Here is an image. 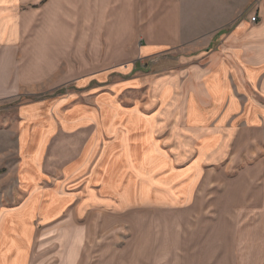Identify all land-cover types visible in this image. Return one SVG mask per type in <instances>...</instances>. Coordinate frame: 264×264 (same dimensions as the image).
Here are the masks:
<instances>
[{"label":"crops","instance_id":"0c3cea01","mask_svg":"<svg viewBox=\"0 0 264 264\" xmlns=\"http://www.w3.org/2000/svg\"><path fill=\"white\" fill-rule=\"evenodd\" d=\"M136 1L0 0V102L18 101L0 116V264H264V0ZM72 21L111 29L112 65L22 101L71 82L54 35ZM168 46L174 68L149 73ZM136 205L120 244L98 221Z\"/></svg>","mask_w":264,"mask_h":264},{"label":"rangeland","instance_id":"374dc122","mask_svg":"<svg viewBox=\"0 0 264 264\" xmlns=\"http://www.w3.org/2000/svg\"><path fill=\"white\" fill-rule=\"evenodd\" d=\"M71 4L77 3L78 0H70ZM105 2V0H104ZM119 4H125L126 0H118ZM137 1L135 0V3ZM254 2L248 4L247 11L245 12L246 16L251 14V9ZM73 14V13H72ZM121 16V10L119 11ZM139 14L136 11V15ZM257 18V16H255ZM257 21V19H256ZM255 21V22H256ZM70 23L68 27L64 29H55L54 41H55V53L56 57L61 59H56L57 64V73L62 74L63 72L70 71L71 82L66 83L65 85H60L53 90H46L47 86L44 85L43 87L40 86V90L35 93H27L21 96V100H30V99H37L42 97H58L62 96L64 93H68L70 91L76 90V86L74 84V79L79 78L83 74L86 73H93L99 72L101 70H106V68L112 65V60L107 59L110 52H113L114 49L119 47L118 43H115V39L113 38L112 41H108L105 37L106 32H109L111 29L103 27V28H96V27H87L86 29L79 28V24ZM119 23H122V20L119 19ZM115 31V29H113ZM57 32H59L57 34ZM100 33H102V42L96 43V38L100 37ZM117 34L119 36L129 37L131 42L129 46H134L135 48L140 47L142 44L145 43L142 30L141 28H135L133 33L130 31L129 33L126 32L125 28L117 29ZM116 34V35H117ZM119 39V38H118ZM100 41V40H99ZM102 48V50H101ZM164 53H160L156 55L154 58L147 59L144 61L146 63V69L149 73L157 75L160 69H164L166 67L174 68L176 60V54H168L172 51V47L164 48ZM184 50H189V47ZM101 52V53H100ZM123 62L122 65L115 66L118 68L123 67L126 65L127 61H120ZM43 88V89H41ZM18 101H10V102H0V116H10L15 117L17 115V105ZM170 145V144H169ZM4 173L5 169L0 167V184H4ZM149 209H144L142 206H134L133 208H124L119 209L117 213H114L110 216H104L98 222L100 226L103 227H114L120 228L123 231L120 232L119 235V243L122 244L126 241V229L127 228H142L143 226V213L148 211ZM152 212L156 210H150ZM158 211V210H157ZM79 221H55L50 223L49 227H78ZM46 236H41V239H45ZM39 241V240H38Z\"/></svg>","mask_w":264,"mask_h":264},{"label":"built area","instance_id":"2783aa9c","mask_svg":"<svg viewBox=\"0 0 264 264\" xmlns=\"http://www.w3.org/2000/svg\"><path fill=\"white\" fill-rule=\"evenodd\" d=\"M256 19H257L256 17H252V21H254V22H255V21H256Z\"/></svg>","mask_w":264,"mask_h":264}]
</instances>
